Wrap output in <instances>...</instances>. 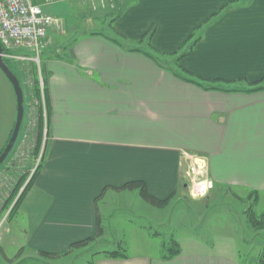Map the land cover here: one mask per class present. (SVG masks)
<instances>
[{
    "label": "crops",
    "instance_id": "crops-1",
    "mask_svg": "<svg viewBox=\"0 0 264 264\" xmlns=\"http://www.w3.org/2000/svg\"><path fill=\"white\" fill-rule=\"evenodd\" d=\"M32 2L63 28L50 31L42 52L49 121L40 171L18 211L24 253L58 257L93 239L106 228L104 202L129 193V183L144 182L159 200L175 196L194 156L207 161L215 184L264 199V83L255 84L264 77V0ZM97 23L109 31H96ZM196 76L248 86H205ZM16 118L0 69V152ZM11 161L3 170L16 177ZM181 247L173 259L102 254L94 264H239L231 240Z\"/></svg>",
    "mask_w": 264,
    "mask_h": 264
},
{
    "label": "rangeland",
    "instance_id": "rangeland-1",
    "mask_svg": "<svg viewBox=\"0 0 264 264\" xmlns=\"http://www.w3.org/2000/svg\"><path fill=\"white\" fill-rule=\"evenodd\" d=\"M112 22H110L111 25ZM106 23L108 24L109 20ZM106 23H103L104 25L97 23L94 25L95 30L109 31ZM153 56L166 65L167 62L164 61L165 57L162 54L154 52ZM42 57L43 54H41ZM9 60L24 90L25 120L22 127H25V132L20 140L21 144L18 150L12 152L14 155L11 154L7 161L1 165L2 167L0 166V198L4 195V190L9 191L12 183L16 181V177L10 174L8 169L3 170L5 164L12 160L11 162H14L12 166L18 168L17 171H20L22 175L26 173L29 176L33 175V170L37 169L41 162L43 148L39 154L33 155L35 147L33 143H36V105L38 103L36 99H33L32 94L33 74L31 70L34 64L31 62L26 64L25 61L15 59ZM196 80L204 83L205 86L223 88L248 86L220 81L210 82L198 76H196ZM231 85L233 87H230ZM188 162V179L185 181V188L181 185L168 205L163 207L151 205L142 198L139 189H130L129 193L116 195L113 204H110V199H107L108 203L106 200L104 205H108L111 211L105 213L106 219H104L103 225L106 228L102 234L99 235L97 231L94 240L82 247L71 248L69 253L58 257L43 258L44 255L24 253V248L21 245L22 231L16 225L19 219V210L12 213V204L0 207V264H94L99 256L115 250L125 251L130 257L161 255L164 258L168 255V251L164 249L163 243L170 244V241L175 240L180 245L183 242H193L194 240L209 245L231 240L235 242V254L239 264H257L264 256V226L257 228L251 222V217L255 221L257 220L255 223H261L264 199L249 191L215 184L208 176L206 160V170H203V173L201 170L200 173L204 180L213 183V188L203 196H194L191 193L193 180L191 183L189 176L194 162L192 159ZM199 167L196 165V170ZM118 208L119 210H117ZM262 223L264 225V221ZM29 256L38 260L28 259ZM23 258L26 260L21 262Z\"/></svg>",
    "mask_w": 264,
    "mask_h": 264
},
{
    "label": "built area",
    "instance_id": "built-area-1",
    "mask_svg": "<svg viewBox=\"0 0 264 264\" xmlns=\"http://www.w3.org/2000/svg\"><path fill=\"white\" fill-rule=\"evenodd\" d=\"M62 28L63 22L58 17L47 13L42 6L34 4L32 0H0V43L4 49V58L34 62L40 70L41 54L51 43L50 31L52 29L61 31ZM21 50L30 51L32 55L18 54L17 52ZM39 80L43 90L41 73ZM191 159L194 162L189 174L191 183L193 180L191 193L194 196H203L213 188V183L204 180L201 175L207 164L204 159H196L195 156ZM196 165L200 166L198 170ZM35 171L36 169L33 170V174Z\"/></svg>",
    "mask_w": 264,
    "mask_h": 264
},
{
    "label": "trees",
    "instance_id": "trees-1",
    "mask_svg": "<svg viewBox=\"0 0 264 264\" xmlns=\"http://www.w3.org/2000/svg\"><path fill=\"white\" fill-rule=\"evenodd\" d=\"M228 5H225L223 8L227 7ZM154 34V30H151L149 32V37H151ZM5 60L8 62V64L10 65V67L12 68L11 64H10V60L5 58ZM43 60L42 58L40 59V70L38 68V65L34 62H31L34 64L33 69L31 70L32 74H33V89H32V94H33V99H36L38 101V104L36 105V112H37V116H36V128H35V132H36V143H35V147H34V154H39L41 151V148L44 144V138H45V134L44 131L46 129V127L48 126V121H49V107H48V94H47V86H46V77L43 71V64H42ZM13 70V68H12ZM15 72V71H14ZM41 73L43 82H44V88L43 90L41 89L40 86V80H39V75ZM16 74V72H15ZM264 83V77L258 81L257 83H255L256 85ZM263 87H260L258 89H262ZM14 129V128H13ZM13 132V130H12ZM12 132L10 134V137L12 135ZM10 139V138H9ZM9 139L6 143V145L9 142ZM5 145V147H6ZM5 147L2 149L1 153L4 151ZM42 160V159H41ZM2 167V166H1ZM40 167H41V162L38 166V168L36 169L35 173L32 175V177L29 179V174H21L18 173L16 175V179H19L17 182V184L14 186L13 191L10 194V197L8 198V200L6 201V206L9 205H13V210L12 213H14L15 211L19 210L25 196L27 195L29 189L31 188L35 178L37 177L39 171H40ZM124 188L126 189H139L140 194L142 196V198L150 203L153 206H157V207H163L169 204L171 198H173L174 196L169 197L166 200H159L157 198H155L154 196H152L147 189V186L144 182H132L127 184ZM261 223H255L257 222V220L255 221L253 217H251V222L253 224H255V226L257 228H262L264 225H262L263 221H264V213L261 215ZM103 229L100 227H98V234L101 235L102 234ZM94 239H88L85 241H82L80 243H76L74 244L71 248H79L82 247L84 245H86L87 243H89L90 241H92ZM163 247L164 249H167L168 251V255L165 256V259H173L177 256H179L182 252V248L181 245L178 241H170V244H164L163 243ZM42 255H44L45 257H54V255H50V254H45L42 253ZM104 255L108 258H113V259H121V258H127L128 255L126 254L125 251H120V250H115V251H110V252H105ZM257 264H264V256L257 262Z\"/></svg>",
    "mask_w": 264,
    "mask_h": 264
},
{
    "label": "water",
    "instance_id": "water-1",
    "mask_svg": "<svg viewBox=\"0 0 264 264\" xmlns=\"http://www.w3.org/2000/svg\"><path fill=\"white\" fill-rule=\"evenodd\" d=\"M4 49L0 43V69L11 83L17 100V118L16 123L12 132V135L9 139L8 144L6 145L4 151L0 155V166L3 165L7 159L10 157L14 151L17 142L20 137V132L25 119V97L24 90L21 85V82L15 72L12 70L8 62L4 58Z\"/></svg>",
    "mask_w": 264,
    "mask_h": 264
}]
</instances>
